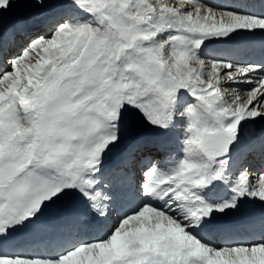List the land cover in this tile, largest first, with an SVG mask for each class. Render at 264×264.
Masks as SVG:
<instances>
[{"label":"snow or ice","instance_id":"1","mask_svg":"<svg viewBox=\"0 0 264 264\" xmlns=\"http://www.w3.org/2000/svg\"><path fill=\"white\" fill-rule=\"evenodd\" d=\"M257 32L243 2L0 0V264H264V212L232 219L264 208V58L230 52Z\"/></svg>","mask_w":264,"mask_h":264},{"label":"bare ground","instance_id":"2","mask_svg":"<svg viewBox=\"0 0 264 264\" xmlns=\"http://www.w3.org/2000/svg\"><path fill=\"white\" fill-rule=\"evenodd\" d=\"M177 2V0H173ZM171 3L172 0H169ZM201 2H208L210 4H233V3H247L249 8L253 12H260L264 10L262 8L260 0H201ZM244 39V45L242 47L230 46L231 55L237 59L243 60H260L264 58V33L257 32L255 36L242 35ZM241 37V36H240ZM225 47H213L206 53L216 54L219 50ZM174 134V135H173ZM172 135L170 134L169 148L173 152H179L180 145L178 143V138L180 136L179 131H176ZM150 143H156L157 141L153 138L150 139ZM118 162V157L115 155L111 158V163L113 166ZM260 167L259 161L254 162V168L258 169ZM138 178V177H137ZM114 180L120 179L118 177H113ZM262 212L251 211L247 214L246 218L235 220V224L241 232H259V225L253 224V221H258ZM52 222L46 227L45 225H40L39 238L36 235L28 236L29 243L24 245L22 248L17 249L19 251L35 252L43 250V242L49 235V230L57 226L59 221L52 216ZM116 216L114 215L111 222H115Z\"/></svg>","mask_w":264,"mask_h":264},{"label":"rangeland","instance_id":"3","mask_svg":"<svg viewBox=\"0 0 264 264\" xmlns=\"http://www.w3.org/2000/svg\"><path fill=\"white\" fill-rule=\"evenodd\" d=\"M171 3H176V2L172 0ZM18 17H19V12H10V13L6 14L5 18H4L5 26H8L12 23H15V21ZM232 45L237 46V47H242L244 45L243 36L241 35V37L237 38V40ZM213 47H226V46L222 45V44L211 43V44L207 45V47L204 49V52L206 53L207 51H209ZM175 132L176 131H173L171 133V135ZM113 156H115V155H113ZM251 211H257V213L258 212L260 213V212H264V208H262V206L259 203H255V204L247 203L244 205L243 209L240 212L235 213L233 215L232 219H233V221H235V220H239L242 218H246L247 214ZM52 216L53 215L46 213L43 217H41L40 221L36 225L33 226V229L28 234V236H31V235L37 236L38 235L37 237L39 238V236H40L39 235L40 234V231H39L40 225H45L46 227H48V225L52 222V219H51Z\"/></svg>","mask_w":264,"mask_h":264}]
</instances>
